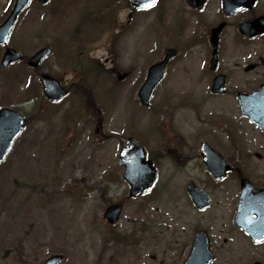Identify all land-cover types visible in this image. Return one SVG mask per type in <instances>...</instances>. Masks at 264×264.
I'll use <instances>...</instances> for the list:
<instances>
[{"label": "rangeland", "instance_id": "rangeland-1", "mask_svg": "<svg viewBox=\"0 0 264 264\" xmlns=\"http://www.w3.org/2000/svg\"><path fill=\"white\" fill-rule=\"evenodd\" d=\"M105 1L54 0L45 8L30 7L11 36L10 45L27 55L51 45L53 54L46 59L45 67L52 68L64 83L87 76L82 69L71 68L86 69V55L99 60L101 79L95 93L102 106L90 112L93 100L77 102L73 94L58 105L48 104L40 85L36 87L38 99L28 100L25 80L36 82V72L25 65L9 70L0 67V107L18 105L31 116L18 149L0 166V264H42L55 253L65 255L63 264H180L178 233L195 224L196 214L187 202L186 188L178 182L176 164L163 159L156 187L143 197H127L129 185L111 180L123 171L118 160L121 137L134 133L149 139V132L158 133L153 107L162 108L170 102L193 110L198 105L189 87L192 59L189 54L179 56L155 91L152 107L142 106L138 88L163 45L157 8L133 14L127 20L128 2H120L110 28L101 25L102 32L88 25L96 42H85L84 38L78 42L75 30L79 29L81 16ZM9 2L0 0V18ZM67 47L75 48L74 53L80 54L83 61L73 60L70 68L64 69L61 55ZM3 50L0 47V59ZM104 67L129 76L118 80ZM71 112L78 121L73 130L63 118ZM67 130L71 133L64 137ZM249 131L257 147L264 145L257 129ZM149 144L157 147L158 137L149 139ZM207 188L216 199L217 187ZM236 189L229 186L224 194L232 195ZM120 200L125 202L123 214L110 227L103 219L104 209L109 201ZM217 209L220 207L213 201L209 213L215 216ZM115 234L122 241H114Z\"/></svg>", "mask_w": 264, "mask_h": 264}, {"label": "flooded vegetation", "instance_id": "flooded-vegetation-1", "mask_svg": "<svg viewBox=\"0 0 264 264\" xmlns=\"http://www.w3.org/2000/svg\"><path fill=\"white\" fill-rule=\"evenodd\" d=\"M240 1L159 0L158 24L163 44L159 60L169 48L176 49L178 55L168 63L171 71L178 56L190 55L192 83L189 87L198 101L193 110L181 105L163 107V123L169 131L159 133L162 156L165 152L176 156L180 181H185L187 186L210 181L221 183L219 187L237 188L232 197L213 199L220 207L215 216L209 213L213 204L208 211L193 206L195 224L189 229L182 228L177 237L180 264L188 257L201 230L209 237L210 264H264V204L254 205L250 200L243 204L245 212L252 216L255 234L235 223L241 202V180L248 177L255 191L264 187V145L254 144L246 122L259 129L263 137L264 132L244 115L238 95L260 91L264 86V33L255 35L256 29L249 26L264 17V0H254L235 9ZM128 9L127 20H131L134 14L131 0ZM219 26L222 28L218 60L214 62L212 38ZM221 75L225 76L224 92H214L215 79ZM200 127L207 129L198 131ZM204 142L219 151L233 167L222 181L214 180L204 169L201 155ZM191 167L197 172H191ZM199 258L204 260L205 255L200 254Z\"/></svg>", "mask_w": 264, "mask_h": 264}, {"label": "water", "instance_id": "water-1", "mask_svg": "<svg viewBox=\"0 0 264 264\" xmlns=\"http://www.w3.org/2000/svg\"><path fill=\"white\" fill-rule=\"evenodd\" d=\"M39 1L43 3L49 2V0ZM29 2L30 0H16L12 12L0 25V44L7 42L19 13L29 4ZM144 3L145 0H134L135 7L142 6ZM49 53L50 49L48 47L42 48L29 59L28 64L31 66H38L40 61ZM21 59L22 55L17 50L14 48H8L4 53L2 66L7 67L12 62ZM167 59L154 65L150 69L149 77L139 91V96L144 104H150L153 90L164 76ZM121 78H123V76ZM41 79L44 84L45 92L50 98L59 99L67 93V91L63 90L59 83L51 77L42 75ZM241 104L243 110L248 112L254 121L264 127L263 117L259 114L248 111L250 108L248 107L249 102L247 101V98L241 99ZM23 121L24 117L15 110L10 108H3L0 110V163L5 160L13 147L15 138L22 131ZM120 159L126 168L124 177L131 183L132 186L130 194L132 196H139L140 194L148 192L155 180L156 171L152 167L151 163L146 161V153L144 149L134 139L130 138L121 150ZM251 190L252 188L250 183L247 180L243 181L244 197L249 198L253 195H262L264 193V191H261L260 193L253 194ZM190 191L194 196L201 195V198L208 199V195L203 190L191 187ZM121 210V205L110 206L105 212L106 219L110 222H115L118 220ZM204 245H207L206 240ZM62 260V254H55L49 257L44 264H60ZM190 260L191 258L186 262V264H190Z\"/></svg>", "mask_w": 264, "mask_h": 264}, {"label": "trees", "instance_id": "trees-1", "mask_svg": "<svg viewBox=\"0 0 264 264\" xmlns=\"http://www.w3.org/2000/svg\"><path fill=\"white\" fill-rule=\"evenodd\" d=\"M77 89L78 93L80 94V98L92 99L87 82H83V80H80L77 84ZM82 93L84 94L83 96Z\"/></svg>", "mask_w": 264, "mask_h": 264}, {"label": "snow or ice", "instance_id": "snow-or-ice-1", "mask_svg": "<svg viewBox=\"0 0 264 264\" xmlns=\"http://www.w3.org/2000/svg\"><path fill=\"white\" fill-rule=\"evenodd\" d=\"M156 3V0H149V3H146L145 5H144V7L145 8H147V7H151L152 5H154Z\"/></svg>", "mask_w": 264, "mask_h": 264}]
</instances>
